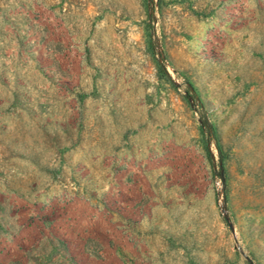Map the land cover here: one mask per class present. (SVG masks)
I'll return each instance as SVG.
<instances>
[{
    "label": "rangeland",
    "instance_id": "obj_1",
    "mask_svg": "<svg viewBox=\"0 0 264 264\" xmlns=\"http://www.w3.org/2000/svg\"><path fill=\"white\" fill-rule=\"evenodd\" d=\"M141 126L200 179L150 255L109 176ZM22 231L55 264H264V0H0L7 253Z\"/></svg>",
    "mask_w": 264,
    "mask_h": 264
},
{
    "label": "crops",
    "instance_id": "obj_2",
    "mask_svg": "<svg viewBox=\"0 0 264 264\" xmlns=\"http://www.w3.org/2000/svg\"><path fill=\"white\" fill-rule=\"evenodd\" d=\"M136 129L138 131L128 139L129 141H126L127 147L124 154L122 152L115 153L112 157V168L109 171V176L112 181L110 184L115 189V193L123 192L126 208L138 211L141 207H145L148 210V214L150 213L149 216L144 214L140 222L135 225H138L139 228L147 227L146 231L144 229L143 231L140 230L142 233H136V231L125 228L124 234H128L130 237L135 235L142 243H146L149 249H147V254L150 255L155 252V249L150 244L154 241H159L157 231L159 226L164 224L163 216L166 211L171 210L175 206L173 205L175 200L180 203L179 207H181V203L190 202L188 197L196 196L195 191L200 186V179L191 180V178H194V174H197L196 170L180 169L181 181H175L174 174L177 173V170L172 172L169 163H165L167 159H171L169 155L171 150L166 148L164 139H162L163 141L160 145L156 141L154 148V146H149L144 142L148 136L146 131H143V127ZM151 147L156 151L155 157L153 156L150 160L152 164L146 168V154ZM191 149L193 150V156L196 157V154H198L201 158L196 147H191ZM205 174L203 172V175ZM175 189L178 192H176L177 194L174 192ZM187 189H192L193 192H184ZM174 193L176 198L173 196ZM113 216L115 220L116 214ZM21 228L24 229V225ZM13 244L12 252L7 253V250L0 243V264H42V262H44L43 264H55L57 257H59H54L50 250L38 252L34 248V244L31 243L30 236L23 234V231L16 236ZM124 252L129 257L132 254L130 249H125Z\"/></svg>",
    "mask_w": 264,
    "mask_h": 264
}]
</instances>
